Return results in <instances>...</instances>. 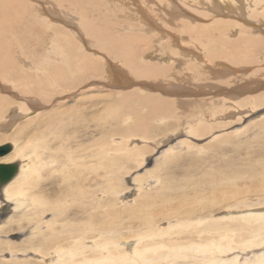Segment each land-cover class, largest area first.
Returning <instances> with one entry per match:
<instances>
[{
    "label": "rangeland",
    "instance_id": "1",
    "mask_svg": "<svg viewBox=\"0 0 264 264\" xmlns=\"http://www.w3.org/2000/svg\"><path fill=\"white\" fill-rule=\"evenodd\" d=\"M241 1L229 0L230 6L226 4L225 8L221 0H1L0 101L6 103L0 112V146L23 144L12 135L19 129L30 135L34 128L26 124L31 119H21L18 125L14 121L20 109L32 108L38 122L62 119L75 124L74 128L82 126L84 140L100 138L108 142L115 151L106 150L107 160H113L117 151L119 157L135 151L130 159H118L115 168L100 171L102 204L98 218L108 228L121 232L115 236L120 242L128 236L137 237L134 230L143 229L147 219V214L140 213V206L146 196L157 195L161 188L165 191L167 181H174V193L167 194L172 197V206L155 196L160 206L154 211L173 213V205L181 206L213 220L263 211L264 3L253 7V14ZM185 26L192 29L186 32ZM247 39L257 43L247 44ZM114 43L118 48L111 46ZM100 44L109 45L118 56L110 55ZM234 46L243 50L238 56L234 54V63L226 58L212 61L207 54L221 51L227 55ZM131 51L138 54L128 57ZM82 55L91 59L93 70L86 66L78 70V75L66 73V83L52 86L51 64L66 69ZM123 55L146 71L166 72L156 71L150 79H135L120 57ZM222 65L227 69H221ZM114 70L128 79L119 81ZM144 97L173 106L166 117L160 112L152 121L149 140L129 130L135 122L134 114L142 116L140 119L149 114L146 104L138 107L135 102ZM254 99L262 101L261 106L253 105ZM117 101L121 103L117 105ZM197 103L212 104L214 115L207 112L206 122L185 124L196 120L192 119V106ZM196 127L197 133L191 131ZM179 198H185L182 202L187 204L181 205ZM145 202L148 204V198ZM15 205V201H3L0 194V264H46L48 247L55 241L46 239L51 229L46 230L44 224L53 222L52 213L44 215L43 232L36 233L42 218L36 215L38 211L16 210ZM152 214L161 221L152 226L154 232L175 226V221L170 223L172 214ZM221 223L231 228L237 221L225 219ZM185 232V228H175L147 245L183 240ZM238 255L236 264H241L243 254ZM115 256L121 255L117 252Z\"/></svg>",
    "mask_w": 264,
    "mask_h": 264
},
{
    "label": "bare ground",
    "instance_id": "2",
    "mask_svg": "<svg viewBox=\"0 0 264 264\" xmlns=\"http://www.w3.org/2000/svg\"><path fill=\"white\" fill-rule=\"evenodd\" d=\"M228 1L221 0V2L226 6L225 8H227L226 4H228ZM8 2L10 3V1ZM241 2L243 4L246 3V6L252 9L253 14H255L253 7H258V5L264 3L263 0H242ZM176 6L179 10L180 7L178 5ZM223 7L217 6L218 9ZM3 19L5 20V18ZM3 22L4 21H2V23ZM249 24L256 27L251 22H249ZM184 28V31L187 30L186 32L192 29L189 26H185ZM222 28L223 26L221 29ZM132 39H134V37ZM245 42L247 44L252 43L253 45L257 43V41L251 39H247ZM111 46L118 48L117 43L111 44ZM101 47L109 52L110 55L115 56L116 54V56H118L116 50H113V48L109 47V45L103 44ZM242 51L243 50L241 48L234 46V49L227 55H222L221 51H207V54L212 57V61L217 58H226L234 63V59H236L234 54L238 56V54L242 53ZM79 54L81 53H78V55ZM130 54L134 56L138 53L136 51H131L128 54V57L131 56ZM84 55L77 58L79 60L75 59L78 62L73 60L71 64L69 63V66L66 69L58 66L57 64H51V67L54 68L52 72L53 77L52 79H49L52 86L60 82L66 83L65 78L67 77V74L76 73L78 75L77 72H79V69L84 70L87 69V67L88 69H92L93 63L90 61L91 59ZM197 56L200 55L198 54ZM120 57L124 59L127 70L129 71L128 73L135 79H150V77L152 78L155 76L156 71L163 73L166 72L164 69L156 71L149 69L146 71L144 70L145 68L143 69L142 66L138 65L134 61L128 60V58H125L124 55ZM193 57L194 56H192V59ZM215 62L217 63V61ZM1 64L3 67V63H0V68ZM207 64L205 63L204 65L207 66ZM222 66L223 67H221V69L226 68L225 65ZM229 67L232 68V66ZM152 68H155V66ZM114 71L115 75L118 76L117 79L119 81H124L123 77L125 78V81L128 79L125 76L126 74L120 72L119 70ZM69 86L70 85H68V87ZM135 102L140 104L138 107L146 104L145 106L148 107L149 114L146 116V119H140L142 116L137 113L134 114L133 120L135 122H133V124L129 127V130L131 132H135L137 136L141 135V139L149 140L151 137L148 135V128L152 121L158 118L160 112L166 117L168 110H170L173 106L171 103L152 97L140 98ZM253 102V105L261 106L262 101L254 99ZM4 103L6 102L0 101V112L3 109L2 107ZM118 103H121V101H117L116 104L118 105ZM217 104L222 105V103L218 102ZM202 105L197 103L195 107L192 106V108H194L192 119L196 120H187L188 122H185V124L194 125L200 120L202 122H206L205 116L207 112H212L211 114L214 115L216 108H211L212 104H207L206 106ZM125 107L128 108L127 105ZM30 109H20L17 112L19 115L16 116L19 120L16 118L17 120L14 121V123L18 125V122L21 119H31L28 121L29 124L26 125L28 127L30 125L33 126L34 129L32 133L29 135V132L26 133L23 129L17 130L18 132H15L12 137L15 138L14 135H16V138L22 140L23 144H14L13 151L7 156L0 158V162L5 164H19V171L17 175L9 183L0 188V194L3 196V201L5 202L15 201L16 210L19 208H31L34 212L38 211L36 215L42 218L39 221L40 224L36 233L43 232L41 227L43 224H41V222L44 223V215L52 213L53 222L44 224V227L47 228L46 230L51 229V231L46 232V234H48L46 239L51 238L55 241L50 248L48 247L49 253L46 256L48 259H45L47 261L46 264H236L240 257L238 254L241 252L243 255H247L245 257L242 255L243 261L241 264H264V209H262L263 211H259L257 213H253L255 211L251 213H244L240 218L237 214L227 215L229 218L222 217L216 220L205 217L204 215H197L196 210L190 212L187 209H182L181 206L177 207L173 205V213H168L166 211V213H162L161 209L154 211L155 208L160 206L157 205L158 203H155L156 199H158L157 197L161 196L159 199L162 203H167V205L171 202L172 197H168L167 194L174 193L173 191H175V189H173L172 185L174 181L165 182V191L161 188L157 195L155 194L145 197L139 211L141 214H147V219L144 221L143 229L139 227V230H134L133 233L136 234L137 237L129 238L130 236H128L123 242L115 239V236L121 232H119L117 228H108L107 225L100 222L98 218L100 214L99 210H101L100 204H102L100 203V196L102 193L99 191L101 179L100 171L101 169H104L108 172L110 169L115 168L118 159H130L132 158L130 156L135 155V151L127 152V154L123 153L126 155L124 157H119L118 154L120 151H117L118 154L114 152L117 154L116 157H112L110 155L113 160H107L106 150L110 153L115 151V148H111L105 140L100 138L84 140V138L80 135L83 129L82 126L74 128V126H76L75 124L72 126L69 122L66 123L62 119L46 118L38 122L36 121V117L38 115L35 111L32 112ZM35 122L36 124H34ZM140 122H143L144 125ZM95 126L97 127V125ZM72 127L73 129L71 130ZM88 127H91V125ZM10 129L11 128H9V130ZM197 130H199V127H196V129L191 128V131L193 132L197 133ZM100 146L105 149H101ZM104 160L105 166H103ZM108 174H110V172ZM41 187L44 189L41 190ZM147 198L148 204L145 202ZM184 200L186 199L182 198L180 200V204L183 206L187 204V202H182ZM171 204L172 202L169 206H172ZM75 206H77L78 209L76 208V211H72V207ZM152 212L162 214V217L163 215L172 214L173 217L170 220V223L175 221V226H170L169 230H163L160 231V233L154 232L152 226L157 225L161 221L157 222L159 217L157 218V216H154ZM225 219L232 220V222L237 221V223L231 228H228L230 225L227 226L221 223V221H224ZM179 227L186 229L183 240L160 241L147 245V242L155 240L156 237L163 239L171 233V230L174 231L175 228ZM190 227L191 230L188 232ZM117 252L121 256H115ZM232 252V255L234 256L232 257L230 255L229 257L228 254ZM181 259H189L190 261L181 262Z\"/></svg>",
    "mask_w": 264,
    "mask_h": 264
},
{
    "label": "water",
    "instance_id": "3",
    "mask_svg": "<svg viewBox=\"0 0 264 264\" xmlns=\"http://www.w3.org/2000/svg\"><path fill=\"white\" fill-rule=\"evenodd\" d=\"M13 151L12 144H4L0 146V158H3L10 154ZM19 164L11 163V164H0V188L9 183L18 173Z\"/></svg>",
    "mask_w": 264,
    "mask_h": 264
}]
</instances>
